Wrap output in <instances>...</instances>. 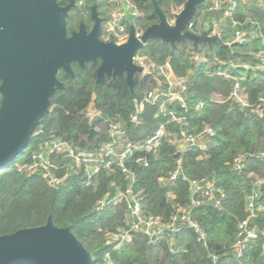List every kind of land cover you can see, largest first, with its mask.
<instances>
[{"label":"trees","instance_id":"1","mask_svg":"<svg viewBox=\"0 0 264 264\" xmlns=\"http://www.w3.org/2000/svg\"><path fill=\"white\" fill-rule=\"evenodd\" d=\"M73 1L58 0V3L63 6ZM131 1L139 17L134 22L127 21L129 33L131 28L145 33L160 23L152 0ZM155 1L172 22L188 0ZM215 1L218 0H207L198 8L191 32L202 35L206 31L211 36L217 25L222 44L203 43L196 52L190 39L176 43L175 48L154 39L139 52L157 64L169 62L175 75L186 79L189 110L179 113L188 118L186 129L195 136L208 127L214 130L208 151L186 152L176 161L173 158L176 150L166 142L158 159L148 157V168L132 164L137 175L134 190L141 192L144 213L167 224L180 210L191 208V218L205 233V241L199 243L193 230L176 236L166 233L158 243L141 233H133L131 242L117 247L116 243L109 242V236L129 229L126 205L110 204L103 210L97 206L100 200L128 187L119 171L101 173L90 187L83 184L82 175L69 176L65 185L58 188L49 187L40 175L17 171L19 166L30 164L33 156L51 140L61 139L78 149H99L109 140L106 126L110 122L122 123L135 142L155 132L162 122L156 117L158 105L146 107L140 125L131 123L135 101L142 99L144 91L150 88L147 80L137 77L133 90L125 75L116 79L105 77L98 82L99 60L87 64L85 69L73 63L74 77L62 71L58 74L63 89L51 98L48 113L40 120L23 152L0 169V236L43 227L51 218L55 227L71 231L95 264H264V184L257 186L259 180H264V161L258 158L264 152V119L231 102L209 101L212 95L225 101L233 91L234 81L220 73L241 80L249 103L257 104L264 97V73L254 70L264 60V7L260 0H221L226 8L232 2L237 4L233 15L221 21V12L210 10ZM93 5L105 13V27L114 5L107 0H75L66 22L68 36L79 31L81 24H88ZM238 32L245 34L242 43L236 42ZM200 104L203 108L198 111ZM90 105L100 113L94 121L86 116ZM96 128L98 135L88 139L90 131ZM169 130L176 132L177 127L173 125ZM136 157H145V154ZM240 158L244 160L243 168L236 171L235 161ZM52 160L62 164L59 158ZM179 161L188 179L207 178L224 192L219 206L211 201L193 206L188 183L166 181ZM64 174V170L56 172L59 177ZM254 192L260 193V199L256 202V217L251 226L260 236L239 257L234 246L240 223L250 215L247 200Z\"/></svg>","mask_w":264,"mask_h":264},{"label":"water","instance_id":"2","mask_svg":"<svg viewBox=\"0 0 264 264\" xmlns=\"http://www.w3.org/2000/svg\"><path fill=\"white\" fill-rule=\"evenodd\" d=\"M207 0H188L175 23L171 24L152 0L154 14L160 23L151 26L141 40L131 28L123 45L100 39L101 20L94 16V30L88 34L85 25L68 36V12L74 6L60 7L56 0H0V169L8 166L23 152L42 117L48 113L51 98L63 84L58 74L74 77L72 64L82 69L98 60V82L105 77L126 76L131 90L136 76L143 70L133 59L150 40L158 39L175 48L176 43L190 39L195 51L203 43L222 44L219 36L195 35L188 25L198 8ZM95 11V8H94ZM98 132L90 131L88 139ZM178 151L174 160L181 159ZM0 264H95L89 252L69 229H59L49 218L47 224L0 236Z\"/></svg>","mask_w":264,"mask_h":264},{"label":"built area","instance_id":"3","mask_svg":"<svg viewBox=\"0 0 264 264\" xmlns=\"http://www.w3.org/2000/svg\"><path fill=\"white\" fill-rule=\"evenodd\" d=\"M107 1L114 5V8L108 13V21L104 27L103 39L106 42L123 45L128 41L130 36L126 23L129 20L134 22L139 17V11L131 0ZM262 4L263 2H261ZM236 8L237 4L235 2H232L226 8L224 7V3L218 0L214 2L210 10L221 12L222 21L230 18ZM174 23L175 19L171 24ZM193 27L194 24L191 22L188 25V30L192 31ZM214 27L215 30L211 36H218V27L217 25ZM134 30L135 37L141 40L144 33L135 28ZM244 37L245 34L238 32L236 34V42L242 43ZM139 52L140 50L137 52L133 62L143 72L136 76V78L146 79L150 88L144 91L142 99L135 101V113L131 116V123L140 125L141 117L146 112V107L158 105L156 117L161 118L162 122L152 135L146 137L144 140L135 142L122 123L110 122L106 126L109 140L99 149H78L61 139L51 140L44 144L41 152L33 156L30 164L22 167L19 166L17 171L28 175H40L49 187L55 188L64 186L69 176L81 175L84 179L83 184L86 187H90L101 173L114 174L119 171L127 181L128 187L125 190H118L113 195L100 200L97 206L99 210H103L110 204L125 203L126 205L129 229L125 231L119 230L111 234L109 236L110 243H116L117 247H121L124 243L132 241L133 233H141L158 243L164 239L166 233L176 236L185 230H193L197 234V241L202 243L205 241L206 235L198 224L192 220L191 208L180 210L169 223L163 224L160 218L144 213L141 192L134 190L137 175L132 169L133 163L148 168L150 166L148 157L152 156L153 159H158L162 146L166 142L176 150V153L180 151L182 155L194 150L207 152L208 145L215 136L214 130L209 127L198 136L187 131L186 122L188 118L179 113L180 110L185 112L189 110L186 95V79L177 77L169 62L157 64L148 57L140 55ZM254 70L264 73V60L263 64ZM219 75L234 81L233 91L225 101L216 95H212L209 100L210 102H231L237 104L242 110L249 111L250 114L264 119V97L260 99L259 103L251 104L247 100L240 79L231 78L226 73H220ZM202 108L203 104H200L197 110L201 111ZM86 116L90 121H94L100 117V113L90 105L86 110ZM173 125L177 127L176 132L169 130V127ZM95 130L99 133V129L96 128ZM138 154H145V157L137 158ZM52 158H55V160L59 158L62 164L54 162ZM258 158L264 161V152L259 154ZM243 162L242 158L235 161L234 168L236 171L242 170ZM60 170L65 171L62 177L56 175V172ZM166 181L169 183H176L177 181L188 183L193 206L199 205L201 201H211L216 206H219L225 197L224 192L213 181L207 178L188 179L180 161L177 168L168 174ZM263 184L264 180L257 182V186ZM259 199L260 193L254 192L247 200V211L250 215L240 223L238 240L234 246V251L239 257L242 256L248 244L259 239L260 234L251 226L252 219L256 217L255 207ZM171 252L174 253V250L171 249Z\"/></svg>","mask_w":264,"mask_h":264},{"label":"flooded vegetation","instance_id":"4","mask_svg":"<svg viewBox=\"0 0 264 264\" xmlns=\"http://www.w3.org/2000/svg\"><path fill=\"white\" fill-rule=\"evenodd\" d=\"M57 1V3H58V0H56ZM59 4V3H58ZM71 4H74V6L72 7V8H74L75 7V0L71 3ZM70 4V5H71ZM70 5H63V6H61L60 4H59V6L60 7H63V8H65V7H68V6H70ZM80 5H81V3H80ZM71 8V9H72ZM94 8H95V11H94ZM70 9V10H71ZM70 12V11H69ZM69 12H68V14H69ZM104 12H103V10H102V8L101 7H99L98 5H93L91 8H90V11H89V22H88V24L85 26V28H86V31H87V33L88 34H90L93 30H94V27H95V24H96V20H95V18H94V16L95 17H97L99 20H101V34H100V39H101V41H103V42H106L102 37H103V29H104ZM81 25H83V24H81ZM81 27V26H80ZM80 29V28H79ZM101 65V64H100ZM100 67V66H99ZM99 67H98V69H99ZM98 71V70H97ZM113 79V78H112Z\"/></svg>","mask_w":264,"mask_h":264},{"label":"crops","instance_id":"5","mask_svg":"<svg viewBox=\"0 0 264 264\" xmlns=\"http://www.w3.org/2000/svg\"><path fill=\"white\" fill-rule=\"evenodd\" d=\"M262 2V0H260V3ZM263 5V4H262ZM263 7H264V5H263Z\"/></svg>","mask_w":264,"mask_h":264},{"label":"rangeland","instance_id":"6","mask_svg":"<svg viewBox=\"0 0 264 264\" xmlns=\"http://www.w3.org/2000/svg\"><path fill=\"white\" fill-rule=\"evenodd\" d=\"M262 2H263V4H264V0H263Z\"/></svg>","mask_w":264,"mask_h":264},{"label":"bare ground","instance_id":"7","mask_svg":"<svg viewBox=\"0 0 264 264\" xmlns=\"http://www.w3.org/2000/svg\"><path fill=\"white\" fill-rule=\"evenodd\" d=\"M170 23H172V22H170Z\"/></svg>","mask_w":264,"mask_h":264}]
</instances>
